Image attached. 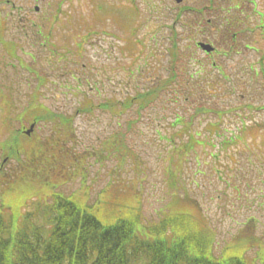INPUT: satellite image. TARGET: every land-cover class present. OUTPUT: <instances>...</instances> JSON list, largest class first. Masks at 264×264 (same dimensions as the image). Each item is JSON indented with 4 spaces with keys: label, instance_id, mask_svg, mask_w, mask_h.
I'll return each instance as SVG.
<instances>
[{
    "label": "rangeland",
    "instance_id": "1",
    "mask_svg": "<svg viewBox=\"0 0 264 264\" xmlns=\"http://www.w3.org/2000/svg\"><path fill=\"white\" fill-rule=\"evenodd\" d=\"M56 1L62 3L57 12H52L51 26L44 28L52 30L49 42L63 46L69 40L70 7L68 0ZM218 1L227 8L238 0ZM249 1L253 0H245L239 9L232 10L230 16H237L253 27L259 15L251 9L253 4ZM254 1L257 10L263 12L264 0ZM202 3L212 6L213 0H184L180 4L174 0H75L73 11H85L90 17L89 24L94 30H100L95 35L91 30L85 43L75 48L94 68L96 76L88 77L87 83L83 77L79 82L72 80L68 69L70 55L63 54L62 59L57 60L55 58L59 57L52 58L43 50L38 53V48L29 42L24 44L23 54L20 51L19 54H11V63L16 64L21 73L14 76L15 67L10 66L9 80L0 84V205H3L0 213L6 220L13 218L15 229L20 226L23 215L35 210L38 200L55 192V188L66 197L75 196L88 204L95 203L99 197L104 213L111 211L112 205L117 210L123 205L138 206L147 222H159L162 217L176 211L200 215L214 229L215 239L208 247L212 249L213 256L237 253L256 264H264V109L259 108V104L264 103V73L259 70L255 75L252 71L258 67L260 55L264 53V37L259 32L248 33V28L237 33L235 45L239 47L240 54L233 53V56L221 60L230 77V80H223L217 76V70H211L212 58L196 46L199 40L221 42L211 28L206 29L209 33L203 35L197 26L199 19L216 15V12L208 10L201 16H195L190 8ZM99 4L117 5L118 9L106 13V19H103L101 14L93 13ZM223 10L218 11L220 17L225 14ZM117 12L120 15L136 12L138 17L130 15L124 20ZM112 14L116 15L112 17ZM173 33L178 34L175 41L180 65L186 62L185 67L188 68L192 61L188 54H194L192 57L206 63L207 72L200 82L203 81L207 88L204 86V90L198 91L197 97L202 96L200 102L183 107L174 103L172 99L177 90L168 85L141 116L132 109L122 112L121 117L99 109L75 114L85 99L83 91L97 104L106 96L123 99L144 86L147 79L136 75L129 78L131 72L128 67L140 69L146 63L147 70L159 74L152 73L154 81L165 78L171 65L169 54ZM130 34L136 45L129 50L124 38ZM226 40L231 45L232 41ZM245 43L258 49L260 46L261 50H247ZM219 45L228 48L224 44ZM125 54L134 55L128 57ZM20 59L32 70L38 69L39 75L20 69L15 63ZM249 62L250 76L245 80L243 70L248 68ZM212 76L215 89H210ZM101 81L105 87L98 91L94 87ZM181 81L185 82L186 77L183 76L176 84L183 88ZM69 85L76 86L73 93H66ZM193 85L197 87L196 83ZM205 90L211 95H207ZM42 107L50 113L56 112L54 118L37 123L30 135L20 133L18 136L17 130L28 129L32 118L41 112ZM194 108H197L196 112ZM66 111H74L75 114L71 120L74 128L71 136L59 125L58 115ZM194 113L196 115L190 117ZM175 115L191 118V128L201 137L208 136L210 122H218L222 129L227 130V135L234 134L245 140L242 144L239 142V151L234 155L218 152V147H213L218 144L217 140H206L210 145L199 148L195 155L200 165L191 160L185 169H176L186 195L182 192L173 194L166 184L163 166H167L168 147L159 141V133L155 132L161 128L170 134ZM163 125L169 128L163 129ZM243 125L246 128L244 132L239 129ZM118 131L125 134L127 151L107 155L102 141ZM7 140L11 145L15 141L21 142H16L19 153L9 159L7 146L3 143ZM59 158L63 161H57ZM216 168L222 171L217 174L211 171ZM38 223H43L42 218Z\"/></svg>",
    "mask_w": 264,
    "mask_h": 264
},
{
    "label": "trees",
    "instance_id": "2",
    "mask_svg": "<svg viewBox=\"0 0 264 264\" xmlns=\"http://www.w3.org/2000/svg\"><path fill=\"white\" fill-rule=\"evenodd\" d=\"M177 36V33H173L170 50L171 65L165 78L154 81L155 76L152 75L154 71L150 73L146 69L136 67L133 70L128 67L131 72L129 78L136 75L144 77V80L147 79L144 86L138 87L134 90V94H127L123 99L106 96L97 104L87 96L86 91H83L82 95L85 99L79 104L75 114L92 113L99 109L111 116L121 117L122 112L127 113L132 109L141 116L168 85L177 90L172 99L174 103H180L183 107L188 103L200 102L199 99L202 96L197 97V93L204 90V86L206 87L200 80L204 72H207V68L199 58H192V54H188L192 59L188 68L185 67L186 62L183 65L179 64V50L175 41ZM193 38L190 39L193 40ZM128 48L132 49L131 46ZM125 55L129 57L134 54ZM70 56L75 67H82L83 77L88 79V77L96 76L93 73L94 68L88 64L86 58L84 60V54L75 52ZM263 60L264 57L262 62ZM154 74L159 76L158 72ZM183 76L186 77V81H181L184 83V87L181 88L176 84ZM129 81L130 79L127 83ZM213 82L212 79L210 89H215ZM195 83L196 88L193 85ZM104 87L101 81L94 88L100 91ZM180 90L182 92H179ZM205 92L211 95L208 91L205 90ZM251 104L254 105V103ZM259 108L264 109V103L259 104ZM194 111L196 112L197 108H194ZM66 112L58 115L59 125L65 129L67 135L71 136L74 135L71 120H74L75 114L73 115L74 111ZM55 113H50L42 107L41 112L38 113L39 117L34 116V118L37 121L54 118ZM194 115L196 114H191L190 117ZM191 123V118L175 115L170 125V134L164 133L161 128L155 130L159 133V141L165 142V147H168L167 166L163 164V169L166 184L173 194L176 192H182V195L187 194L185 187L181 185L182 180L178 181L176 169L178 167L185 169L191 160L200 165L195 155L199 148L210 145L206 144V140H217L218 144L213 147H218L217 151L220 153L230 155L239 151V144L245 142L237 135H227V130L222 129L218 122L209 123L207 130L209 132L206 137H201L198 131L193 130ZM242 123L244 124V121ZM162 128L169 127L163 125ZM239 129L243 132L246 130L244 125ZM17 135L21 136L20 132H17ZM124 137L125 134L118 131L102 141V145L106 146L107 155L127 151ZM10 142L7 140L3 143L7 146V154L13 158V155L19 153L20 149L17 150L16 142L20 141H15L12 145ZM43 160L48 159L43 158ZM57 161H63V158ZM211 171L217 174L222 170L216 168ZM198 173L201 174L202 171L198 169ZM53 191L56 189L54 188ZM100 201L98 197L95 203L88 204L75 196L66 197L60 192L43 195L36 203L35 210L23 215L17 229L12 217L6 220L0 213V264H256L237 253L230 256H213L212 249L208 247L215 239L214 229L202 217L200 218V215L176 211L162 217L159 222H147L138 206L123 205L120 210H117L112 205L110 206L113 207L112 210L104 213L103 207L99 205ZM1 208L3 205H0V211ZM39 218H42L43 223H38Z\"/></svg>",
    "mask_w": 264,
    "mask_h": 264
},
{
    "label": "flooded vegetation",
    "instance_id": "3",
    "mask_svg": "<svg viewBox=\"0 0 264 264\" xmlns=\"http://www.w3.org/2000/svg\"><path fill=\"white\" fill-rule=\"evenodd\" d=\"M74 1L68 0L71 21L67 54H71L73 48ZM61 3L56 0H0V84L9 80L10 66L15 67L14 76L20 75L21 72L17 70L16 64L11 63V54H19L18 51L23 54L26 42L38 48V53L43 50L46 54H57V45L49 42L50 36L46 35L52 33V30L46 31L44 27L51 26L52 12H57ZM29 54H35V52ZM214 65L217 66V62H214ZM22 68L20 63V69Z\"/></svg>",
    "mask_w": 264,
    "mask_h": 264
},
{
    "label": "water",
    "instance_id": "4",
    "mask_svg": "<svg viewBox=\"0 0 264 264\" xmlns=\"http://www.w3.org/2000/svg\"><path fill=\"white\" fill-rule=\"evenodd\" d=\"M177 1H178V2H181L182 0H177ZM200 45L203 47V49H205V50L208 51V52H210V51L213 50L212 46L209 45V44L201 43ZM32 129H33V126H31V128L27 131V133H30V131H31Z\"/></svg>",
    "mask_w": 264,
    "mask_h": 264
}]
</instances>
